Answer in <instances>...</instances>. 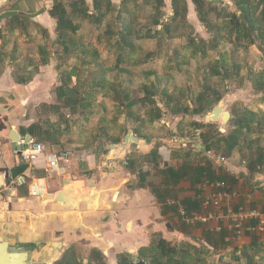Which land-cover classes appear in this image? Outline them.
Here are the masks:
<instances>
[{
	"label": "crops",
	"instance_id": "crops-1",
	"mask_svg": "<svg viewBox=\"0 0 264 264\" xmlns=\"http://www.w3.org/2000/svg\"><path fill=\"white\" fill-rule=\"evenodd\" d=\"M164 1L167 19L174 13L173 0ZM205 1L209 14L220 9L217 6L221 4L232 5V0ZM187 3L188 20L196 31L206 30L198 18L196 4L193 0ZM51 4L52 0H0V241L8 239L14 247L27 248L30 259L49 264H120V257L126 253L131 254L134 262L142 259L150 264L140 256L139 250L161 238L172 244L190 242L204 248L208 264H264V233L229 240L230 232L218 231L216 220L187 224L175 206L165 203L168 198H175L190 211L199 210V204L197 209H190L186 200L198 203L197 190L210 178L206 174L208 170L201 174V169L208 167L216 177H225L229 182L235 177L232 187L240 192L238 203L264 211V164L256 170L248 167L249 158L256 156L254 150L237 149L225 157L212 150L208 153L200 136L199 140L188 136L190 141L186 142L182 139L187 137L174 135L177 139L173 140L172 136L171 142L165 138L159 141L144 138L147 143L140 144L142 152L129 154V147L122 144L124 137L115 143L121 144L116 148H111V141L93 147L79 137L74 141L69 136L71 130L67 129L65 135L47 137L43 142L51 153L73 151L69 162L61 160L58 172L47 174L46 153L33 163L22 159L19 141L27 139L28 134L32 136L29 126L41 121L43 109L34 113V107L39 103L48 106L55 103L52 92L58 71L55 56H49L50 62L42 64L39 54L42 44L37 58L25 57L19 47L22 42L16 36L30 35L36 29L43 35V44L46 30L51 40L54 39L56 21L48 10ZM15 15L20 16V21L14 22V31L10 33L9 21ZM23 21L28 22L27 29L20 25ZM31 74L33 78L22 83ZM167 168L178 174L173 178L163 174L162 170ZM33 173L43 178L45 196H34L28 184L15 182L20 174L27 175L31 181ZM67 177L79 182L69 186L73 193L84 198L96 188L86 200L90 208L80 201L76 203L78 208H74L70 192L65 195L66 202L56 200ZM112 201V208L103 206ZM95 202L99 205L95 206ZM210 234L214 241H220L216 248L207 239ZM221 234L226 246L219 240ZM56 243L60 246H55ZM133 245L138 249L130 253ZM8 251L0 248V262L6 263ZM14 262L21 264L17 258Z\"/></svg>",
	"mask_w": 264,
	"mask_h": 264
},
{
	"label": "trees",
	"instance_id": "trees-1",
	"mask_svg": "<svg viewBox=\"0 0 264 264\" xmlns=\"http://www.w3.org/2000/svg\"><path fill=\"white\" fill-rule=\"evenodd\" d=\"M193 2L196 4L199 20L204 24L206 31L211 34L209 38L196 35V29L187 17V0H173L174 13L167 19H165L167 12L163 9L164 0H121L119 5L115 4L114 0H52L48 10L56 21L55 36L51 40L50 34L47 30L45 31L46 43L40 45L39 54L42 57V64L50 62L49 56L59 59L56 63L59 74V77L57 74L56 83L59 80L60 84L53 89L62 114L58 119L57 127L51 124L44 126V122L35 121L29 126L28 132L39 140L47 135L52 139L57 136L55 134L60 130L62 122L67 123L64 132L67 129L70 130L73 116L81 112L84 113L86 121H89L96 111H101L105 119L109 107L103 102L102 94L106 91L107 97L120 95L123 98L120 102V111L127 119L128 117L134 118L138 123L133 128L135 133L147 140L152 139V135L145 133V130L147 127H154L155 122H161L165 114L163 108L158 105L155 98L156 93L151 90L146 91V86L143 97L133 94L130 88L120 91L106 76L114 71L131 73L121 64L136 63L135 55L141 53V48L137 44L140 40L161 39L164 36H167L169 40L186 38V43L180 47V50H175V52L184 51L186 56L188 55L182 63L188 61L189 57H211L210 50H218L224 42L230 44L232 51L241 48L248 49L255 45L262 52L264 59V0H232L231 6H224L217 12L215 20L208 13L205 0H193ZM146 6L150 8L147 24L138 28L141 25L139 14ZM109 16L113 18L106 22ZM19 17L16 15L11 17L8 32L14 31V22H19ZM84 22L94 25L89 41L82 39L81 30ZM27 24L26 21L20 23L24 29H27ZM159 25L162 26L161 29L158 28ZM95 32L98 36L95 40H91ZM102 44L109 53V57L111 54H116L113 66L108 65L109 58L103 57V50L99 48ZM154 51H147L146 58L153 56ZM92 66H95L96 70ZM36 69H39V65ZM209 69L210 74L225 76L228 79L233 71L230 69H236L239 74L241 67L236 62L231 67L225 55H222L213 60ZM86 72L100 75L95 76L93 82H88L87 79L79 76ZM257 74L258 79L255 84L264 92V68ZM33 75L31 74L29 79H22V83L31 80ZM75 76H77V82L73 84ZM164 94L173 105L170 107L171 112L175 116L182 114V117L176 124L178 131H174L173 126L161 124L159 129L164 130V133L157 139L174 135L188 137L203 125H208L198 119L188 121L186 113L190 108L182 104V98L168 94L166 89H164ZM197 99L200 106L195 110L196 114L211 107L209 98L204 93L200 94ZM95 102L100 104L97 110L93 108ZM142 102L147 109L135 110L136 106L142 105ZM66 109L67 111L62 112ZM231 113L232 117L229 121L231 127L226 133L221 132L219 128L217 132H214L212 127H209L199 136L207 150L215 151L225 157L230 156L237 149L254 150L256 156L249 158L248 167L256 170L258 165L264 164V144L261 143L264 136V110L245 108L241 114H238L236 110ZM104 128L107 139L113 143L121 142L128 131V127L126 128L118 118H113L110 123L104 124ZM253 133H258L257 138H247ZM201 170V174L208 170L206 174L211 179L217 180L218 178L227 181L225 177H216L208 167ZM162 173L170 174L172 178L178 174L171 168L162 170ZM234 182H236L235 177L230 179L229 185L232 187ZM186 204L190 209L198 208V203L195 201L186 200ZM207 239L215 248V245L220 242L214 241L211 234ZM223 239L224 236L221 234L219 240L222 241L223 246H226ZM95 252L102 257L99 251ZM139 254L150 264H208V254L204 248L196 247L190 242L172 244L164 238L157 243H152L149 247H141ZM120 264H135V262L132 261L131 254L126 253L120 257Z\"/></svg>",
	"mask_w": 264,
	"mask_h": 264
},
{
	"label": "rangeland",
	"instance_id": "rangeland-1",
	"mask_svg": "<svg viewBox=\"0 0 264 264\" xmlns=\"http://www.w3.org/2000/svg\"><path fill=\"white\" fill-rule=\"evenodd\" d=\"M114 2L119 5L121 0H114ZM224 6L231 5L224 3L217 7L221 9ZM143 8L144 9L139 14L141 25H139L138 28L147 24V15L150 14L149 6ZM220 9L215 10V12L210 14L214 20L216 19L217 12L220 11ZM112 18L113 16H109L106 19V22H108V20H112ZM93 27L94 25L92 23H83V29L81 30L83 40H90ZM158 28L161 29L162 26H158ZM196 35L204 38H209L211 36V34L206 30L196 31ZM97 36L98 33L95 32L91 40H95ZM16 38L20 39L22 42L19 47L25 57L37 58L38 47L40 44H43L42 42L44 39L40 32L36 31V29H32L30 35L25 36L21 33V35H17ZM184 43H186V38H175L169 40L167 36H164L161 39L140 40L137 44L141 48V53L135 55L136 63L129 64L127 62L121 64L124 68L129 69L131 73L114 71L106 75L108 80L115 84L120 91L130 88L133 94L138 95L139 97H143L147 90H151L156 93L155 98L158 105L165 111L164 117L162 118L165 122L157 121L155 122L154 127H147L145 133L151 134L152 140L159 141L157 139L158 136L164 133V130L159 129L161 124L165 123L168 126H173L174 131H178L176 124L179 123V120L182 117V114L175 116L171 112L170 107L173 105L169 102V98L164 96V89L168 91V94H174L175 97L182 98V104L189 106L190 110L186 113L188 121L198 119L202 120L201 122L208 123L207 126L203 125L201 128L197 129L200 130L199 134H197L196 130L195 133L190 135L193 140H199L200 133L206 131L209 127H212L214 132H217L219 128L223 133H226L231 127L230 122L223 125L220 120L209 119V113L216 105L224 103L225 110H230L231 112L236 110L238 114H241L245 108L264 110V92L258 89V85L255 84L256 79H258L257 73L264 68V59L262 52L258 50L255 45L248 49L241 48L239 50L232 51L233 49L230 44L224 42L218 50H210L211 57H189L188 61L182 63L188 55L186 56L184 51L175 52V50H180V47ZM99 48L103 50V57L106 59L109 58L107 60L109 61L108 65L113 66L116 54H111L109 57V53H107V50L104 49L103 44L99 46ZM151 50H155V53L153 56L146 58L145 53ZM222 55H225L231 67L234 62L240 65L241 69L239 74H237L236 69H230L233 71L228 79H226L225 76H215L210 74L209 67L213 63V60L221 57ZM57 62H59L58 58H56V63ZM179 63H181L180 66ZM92 68L96 70L95 66H92ZM255 72L257 73L254 74ZM99 75L100 74H93L89 72H86V74H79L80 77L87 79L88 82H93L95 76L98 77ZM76 77L77 76L73 78V84L77 82ZM59 84L60 81L58 80V83H54V88ZM145 86L147 87L146 91L144 90ZM105 92L106 91L102 94L103 102H105L109 107V112L105 116V119H103L100 113L101 111H96V114L93 115L89 121L85 120L86 117L83 112L74 115L69 127L71 130L69 136L73 137L74 141L77 137H79L82 141H85L88 145L93 147L100 146L102 144L107 145L109 139L106 137L104 124L110 123L113 118L121 119L126 128L128 127L129 129L138 125L134 118L128 117L127 119V117L121 113L120 102H122L123 98L120 95H116L114 97L112 96L110 98L105 95ZM203 93L209 98L211 107L204 110V112L200 114H196L195 110L200 106L197 97ZM52 96V98L55 99V103H53L54 105L48 106L46 103H39V105L34 107V113L43 109L40 119L44 122V126L51 124L57 127L58 119L62 113L58 108L59 105L56 101L54 90L52 92ZM94 104L93 108L97 110L100 107V104L99 102H95ZM45 106H47L46 109H44ZM140 109H143V111L147 109V107L143 105V102L142 105L140 104L135 108V110ZM65 111H67V109L62 112ZM66 126L67 123L65 121L62 122L60 130L55 134V136L57 135L61 137L65 135L64 133H66V131L64 132V130H66ZM221 128L226 129V131H222ZM257 136L258 133H253L247 136V138L255 139ZM47 137L45 136L43 139L38 140L43 143L50 139V137H48V139ZM168 137L170 136H167L165 140H167V142H171ZM262 138L264 140V136ZM245 151L248 152L250 150Z\"/></svg>",
	"mask_w": 264,
	"mask_h": 264
},
{
	"label": "built area",
	"instance_id": "built-area-1",
	"mask_svg": "<svg viewBox=\"0 0 264 264\" xmlns=\"http://www.w3.org/2000/svg\"><path fill=\"white\" fill-rule=\"evenodd\" d=\"M22 159L27 163H33L41 154L46 153L47 174L58 172L61 167V160L69 162L72 150H62L60 152H48L47 146L39 142L34 136L28 140L25 138L19 141ZM208 153H212L208 150ZM221 158V157H220ZM127 164V159L124 160ZM15 182L18 185L31 187L34 196H45L46 184L43 178L37 177L33 173V178L29 181L28 176L20 174ZM240 192L231 187L226 180L205 179L199 186L195 200L199 204V210L190 211L187 205L175 198H168L166 204L175 206L187 224L205 223L209 220H216L217 230L227 229L230 232L229 240L245 234L264 233V211L258 207H249L246 204L238 203Z\"/></svg>",
	"mask_w": 264,
	"mask_h": 264
},
{
	"label": "water",
	"instance_id": "water-1",
	"mask_svg": "<svg viewBox=\"0 0 264 264\" xmlns=\"http://www.w3.org/2000/svg\"><path fill=\"white\" fill-rule=\"evenodd\" d=\"M160 26V25H159ZM232 117V113L230 110H225L224 108V103L216 105L213 110L209 113V119L210 120H220L221 123L227 124L230 119ZM162 122H165L164 119H162ZM222 131H226V129L221 128ZM200 130H197V134H199ZM30 138V135L28 134L27 139L28 140ZM177 139V137H173V140ZM182 140H185L186 142L190 141V137L187 138H183ZM146 144L147 141L144 140V138L139 137L138 135H136L135 131L133 128L128 129L127 133L124 136L123 145H127L129 147L128 149V153H135V152H142L141 148H140V144ZM118 145L121 144H111V148H116ZM196 145V144H194ZM74 182L76 184H78L79 182H77L76 180H74L71 177H67L65 178V183H64V187L61 191L58 192L57 196H56V200H58L59 202H63L65 199V195L66 193L70 192L73 195L71 196V198L74 201L73 207L74 208H78L77 206V202H83V205L85 208H90L91 205L90 203H87L86 200H89L90 196L92 194H94V192L96 191V188H92V192L88 195L85 196V198L80 194V193H73L72 190L73 188H70L69 184H74ZM118 192H115V195L113 197V200H116V196H117ZM95 206H98L99 203L95 202L94 203ZM113 201L112 202H107V203H103V206L105 208H112L113 207ZM130 225V224H129ZM57 247L60 246L59 243H56ZM0 248H3V250H5L6 248L9 249L8 254L6 256V263L5 264H17V262H14L15 259L17 258L18 260L21 261V264H49L47 262L44 261H36V260H32L30 259V254H29V250L27 248H22V247H14L10 241L8 239H3L2 241H0ZM137 246L133 245L129 248V252L130 253H135L137 251ZM44 260V259H43ZM9 261V262H8ZM14 262V263H13ZM0 264H4L2 262H0ZM135 264H148L145 260H136L135 259Z\"/></svg>",
	"mask_w": 264,
	"mask_h": 264
}]
</instances>
